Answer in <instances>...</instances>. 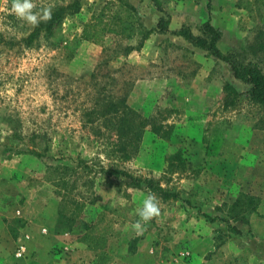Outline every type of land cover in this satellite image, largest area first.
<instances>
[{"label":"rangeland","instance_id":"1","mask_svg":"<svg viewBox=\"0 0 264 264\" xmlns=\"http://www.w3.org/2000/svg\"><path fill=\"white\" fill-rule=\"evenodd\" d=\"M33 2L60 18L32 27L0 0L6 264H264V108L248 87L182 37H157L156 52L146 39L82 41L104 0ZM248 10V20L213 26L221 53L260 41L264 5ZM203 58L216 62L214 74L195 82ZM256 61L264 72V54ZM148 189L161 214L137 235ZM103 230L105 246L92 252Z\"/></svg>","mask_w":264,"mask_h":264},{"label":"trees","instance_id":"2","mask_svg":"<svg viewBox=\"0 0 264 264\" xmlns=\"http://www.w3.org/2000/svg\"><path fill=\"white\" fill-rule=\"evenodd\" d=\"M264 5V0H237V7L249 11L250 7ZM61 10V9H60ZM61 11L53 14V18H60ZM167 17V16H166ZM169 19L161 17L156 24V29L144 30L141 28L140 19L136 9L128 0H108L104 6L95 14H92L88 21L82 26L80 39L95 46H102L109 35L120 36L131 39L137 34H141L142 41L156 31L163 34L168 33ZM171 35L182 37L194 47L202 49L209 56L224 63L233 78L248 87L247 97L252 103L264 108V72L257 66V55L264 54V34H259L260 41H256L248 48L237 50L230 49L223 54L217 47L221 40V32L214 28L209 21L202 24L182 25L178 30L169 32ZM123 110L132 117H137L136 113L130 112L124 103ZM138 118V117H137ZM130 121L120 117L117 123L120 124L119 136L126 137L125 128ZM138 128H142V123ZM135 133V134H134ZM136 138H139L141 131L134 130ZM123 149V148H122ZM122 173V172H121ZM119 173V174H121ZM123 175V174H122ZM238 233L236 230H233ZM105 230L99 235L98 241L90 248L92 252L105 242ZM105 246V244H104Z\"/></svg>","mask_w":264,"mask_h":264},{"label":"crops","instance_id":"3","mask_svg":"<svg viewBox=\"0 0 264 264\" xmlns=\"http://www.w3.org/2000/svg\"><path fill=\"white\" fill-rule=\"evenodd\" d=\"M108 0H104L102 5H100L99 10L104 6ZM129 3L136 9L137 16L140 19L141 28L146 30L156 29L157 21L161 18L169 19L168 30L169 32L178 30L186 21L201 24L209 21L212 26H218L219 20L224 19L225 17L230 20H235L239 18H247L246 12L243 9L237 7V0H159L161 5L158 7L154 0L144 1L146 7V14H138L140 4L142 0H128ZM167 16V17H166ZM246 16V17H245ZM157 33L153 31L149 37L144 41L148 43V47L154 52L160 51L157 47L152 46L151 44L155 43L157 37L168 38L171 36L170 33ZM175 37V36H174ZM136 38V41H142L141 34H137L132 39ZM177 40L178 37H175ZM143 43V44H144ZM216 62L203 58L200 61L198 74L194 77L195 82L204 81L208 77H213L214 69ZM6 241H8L6 237ZM4 240L0 238V264H6L11 254L7 251ZM41 247V246H39ZM36 258L43 255L42 248L40 250H35ZM56 253V252H55ZM38 255V256H37ZM44 256V255H43ZM53 256V254H52ZM40 260V259H39ZM43 264L40 261H32L30 264Z\"/></svg>","mask_w":264,"mask_h":264},{"label":"clouds","instance_id":"4","mask_svg":"<svg viewBox=\"0 0 264 264\" xmlns=\"http://www.w3.org/2000/svg\"><path fill=\"white\" fill-rule=\"evenodd\" d=\"M37 7L33 0H11L10 14L32 27H38L41 22L46 23L52 19V9L51 7H41L37 10ZM160 214L159 199L151 189H148L142 204L136 209V215L139 219L131 225L132 230L137 235L143 234L146 231L147 224L158 218Z\"/></svg>","mask_w":264,"mask_h":264},{"label":"built area","instance_id":"5","mask_svg":"<svg viewBox=\"0 0 264 264\" xmlns=\"http://www.w3.org/2000/svg\"><path fill=\"white\" fill-rule=\"evenodd\" d=\"M23 252H24V248L20 247L17 253L15 254V256L20 258L23 255Z\"/></svg>","mask_w":264,"mask_h":264}]
</instances>
